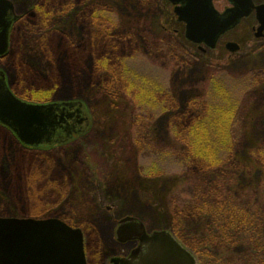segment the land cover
Masks as SVG:
<instances>
[{"label":"rangeland","instance_id":"obj_1","mask_svg":"<svg viewBox=\"0 0 264 264\" xmlns=\"http://www.w3.org/2000/svg\"><path fill=\"white\" fill-rule=\"evenodd\" d=\"M8 1L18 20L0 71L11 90L28 103L80 102L89 127L64 143L29 147L0 126V217L60 219L80 228L88 264H113L130 253L136 240L122 242L116 235L130 217L149 233L168 231L197 264H213L206 246L191 251L170 226L176 189L192 181L182 160L193 154L176 133L187 134L184 125L216 123L209 128L217 130L199 133L215 132L226 141L228 126L238 120V146L230 155L226 144L215 152L201 147L208 173L198 188L184 191L190 198L200 190L209 216L212 190L224 197L218 210L224 214L239 198L251 208L258 200L264 204V38L254 35L255 17L202 53L205 46L186 39V26L169 0ZM214 6L222 13L231 4L218 0ZM228 41L240 50L228 51ZM218 83L226 93H214ZM242 96L239 118L210 108L209 98L226 109L233 106L229 98ZM213 157L225 165L212 174ZM239 213L245 223L255 218L246 208ZM262 217L258 256L264 261V212ZM254 232L246 236L251 254L260 244ZM192 241L200 242L189 235Z\"/></svg>","mask_w":264,"mask_h":264},{"label":"water","instance_id":"obj_2","mask_svg":"<svg viewBox=\"0 0 264 264\" xmlns=\"http://www.w3.org/2000/svg\"><path fill=\"white\" fill-rule=\"evenodd\" d=\"M215 1L218 0H169L178 20L186 25L188 41L215 49L223 35L253 12L259 23L256 37L264 35V4L228 0L231 7L220 13L214 6ZM17 20L13 4L0 0V57L9 52L11 28ZM226 48L231 53L240 49L235 42H229ZM74 106L79 107L84 118V124L77 131L81 134L89 127L82 103H28L11 91L0 71V124L9 128L25 146H54L69 140L73 136L71 130L65 133L57 127L67 125L65 120L74 117L60 108ZM116 235L122 242L138 240L140 247L128 259L113 258V264H197L194 255L168 231L149 234L142 224L130 217L120 222ZM0 264H88L83 232L60 219L0 217Z\"/></svg>","mask_w":264,"mask_h":264},{"label":"trees","instance_id":"obj_3","mask_svg":"<svg viewBox=\"0 0 264 264\" xmlns=\"http://www.w3.org/2000/svg\"><path fill=\"white\" fill-rule=\"evenodd\" d=\"M99 15L100 14H97L96 16L99 18ZM105 18L107 22V17ZM106 33H108V35L112 38L115 37L109 31H106ZM218 81L220 82L219 79ZM220 86V83H218L217 87H215L214 93H222V89L224 87L222 88ZM223 90L225 91V93L227 92L225 88ZM42 94H44V92ZM45 94L47 95V93ZM222 95H220L219 97H224ZM44 98L45 97H43V99ZM209 100V102L211 103L210 108L213 113H219L218 110L222 109L224 112H232L235 115V118H239L241 116V108L245 104V98L243 96L242 98L238 97L236 98V100L234 99L235 101L229 98V100L233 103V106H230L226 109L224 107L222 108L220 104H217L216 102L214 103L212 98H209ZM188 108L189 111L193 109V112L192 110L190 111L192 113L198 112V109L195 110L194 107L192 108L190 106ZM237 121L238 120L232 121L228 126L229 135L225 138L226 141H224L223 137H219V135L215 134V132H210L208 133V135H205L204 133H199L201 130H217V126H214V128H209V125L216 123L207 122L206 124L205 122H203L198 124L196 127H193L191 124L188 125V127L185 125L182 126L185 128L184 130L187 131V134L190 130L192 131V129L197 131V134L190 133V135L188 134L187 136V134L183 135L180 132L176 133L177 137L181 140L180 142L182 144H185L189 152L193 154V156L191 155L193 159H189L186 162L182 160V165L184 167L185 172H187L189 174V177L192 179L191 182H193L195 185H191V182L190 186H188L186 183L179 184V187L178 189H176V193L174 194L175 200H172V202L170 203V207L172 210L170 226L172 231L178 235V237L191 249V251L196 253L198 251H202L201 247L203 245L204 247L206 246V248L211 254L209 255V257L212 258L213 264H264V261L262 260L263 257L259 258L258 256V251L262 248L261 239L263 237L259 234V232H261L262 230V214L264 212V204L261 203L260 200L255 202L257 204L254 205L255 207L253 206L251 208L246 204H243V198H239L238 200H234V202H231L229 212L224 214L218 212L220 208L224 207L222 205L224 197L217 190H212L208 197L210 200L208 201V204L214 207V211H212V213H210L211 215L209 216V213L204 211L202 208L206 200L204 201V196L202 195L200 190L196 192L195 196L193 194L194 189L196 187L198 188L199 185H201V180L204 179V177L208 173L203 168V163H200V158L205 160L206 157L205 154H198L200 148H212V150H214L215 152L223 148V145L226 144L227 147H229L230 149V155L236 148V145L238 146L239 143L240 137L237 133ZM221 140H223V142ZM214 157L212 159L211 167L212 174L219 171L225 165V161L222 162V160H220L219 158L215 161ZM261 163L263 164V162ZM245 166L246 164H243V167ZM192 173L196 176H194ZM189 187L194 188L192 190L193 195H191L190 198L189 196H187L188 193L185 192L186 190L184 191V189L187 188L189 190ZM182 194H185L186 196L182 197ZM244 208L251 211L252 215L255 216L252 222L245 223L243 220H239V210H243ZM208 216L211 217L210 221H208ZM224 220L228 222V228L223 231L221 230V227L222 225H225ZM253 232L255 235L258 233V237H260V244H254L256 246L257 253L251 254L249 253L250 242L247 241L246 236L249 234H253ZM189 235L200 241L197 242L199 244H196V241H192L189 245Z\"/></svg>","mask_w":264,"mask_h":264},{"label":"flooded vegetation","instance_id":"obj_4","mask_svg":"<svg viewBox=\"0 0 264 264\" xmlns=\"http://www.w3.org/2000/svg\"><path fill=\"white\" fill-rule=\"evenodd\" d=\"M254 1V0H253ZM254 4L255 5H259V4H256V2L254 1ZM254 17H255V19H256V21H257V25L256 26H254L253 27V32H254V35H256V32H257V28H258V20H257V16H256V12H253V14H252ZM251 15V16H252ZM244 20V19H243ZM242 22V21H241ZM13 27V26H12ZM12 29V28H11ZM227 34V33H226ZM225 34V35H226ZM224 36V35H223ZM222 36V37H223ZM221 37V38H222ZM220 38V39H221ZM259 38H264V36H261V37H259ZM220 39L218 40V42L220 41ZM218 42H217V45H218ZM229 42H234V41H228L227 43H226V45L229 43ZM236 43V42H235ZM217 45H216V47H217ZM205 46V45H204ZM216 47H215V49H216ZM208 47L207 46H205V47H200L199 48V50L200 51H202V53H207V51H208ZM5 75V74H4ZM5 79L7 80V78H6V76H5ZM7 83H8V81H7ZM8 85H9V88H10V84L8 83ZM11 89V88H10ZM12 91V90H11ZM17 96V95H16ZM19 98V97H18ZM20 99V98H19ZM68 102H72V101H68ZM51 103H60V102H51ZM62 111L63 110H65L64 111V113H68V114H73V119H71V120H65V122L67 123V125H65V124H60L57 128H59L58 129V131H61L62 129V131L63 132H65V133H68V131L67 130H71L70 132H72V134H78V129L79 128H81V126L84 124V118H83V115H82V113H81V110L79 109V107L78 106H74V107H69V108H60ZM58 114V113H57ZM62 113H59V115H61ZM0 126H2V124H0ZM5 127V126H4ZM7 128V127H6ZM60 128H62V129H60ZM9 129V128H8ZM80 130V129H79ZM132 242H134V248L133 249H131V251H130V253L127 255V256H118V257H124V258H129L130 256H131V254H132V252L134 251V250H136V249H138L139 247H140V243L138 242V241H132ZM132 242H127V243H132ZM126 244V243H125ZM117 257V256H116Z\"/></svg>","mask_w":264,"mask_h":264}]
</instances>
